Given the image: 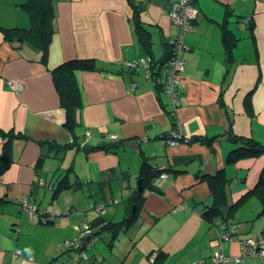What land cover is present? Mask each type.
<instances>
[{
	"label": "crops",
	"instance_id": "0c3cea01",
	"mask_svg": "<svg viewBox=\"0 0 264 264\" xmlns=\"http://www.w3.org/2000/svg\"><path fill=\"white\" fill-rule=\"evenodd\" d=\"M23 1L0 0L1 26L30 24ZM175 1L56 0L55 33L45 62L28 44L13 47L0 30V131L24 135L11 139V162L0 175V195L9 202L0 205V264H140V259L142 264H194L211 256L218 243L227 256L239 255L242 239L247 237L264 249V214L254 218L259 201L250 198L229 218L235 231L226 243L221 244L218 236L215 242L204 236L194 240L192 235L200 234L199 227L192 229L189 239L179 242L146 238L148 229L166 231L170 226L192 225L198 219L194 212L212 202L207 181L197 174L229 167L226 155L234 145L229 130L264 142V0L193 1L195 29L184 36L178 53L184 62V87L176 113L169 114L174 105L160 81L147 77L144 65L134 68L131 64L149 59L156 72L157 62L166 57L168 38L179 32L169 14ZM135 11L151 32L149 53L135 33ZM225 30L233 40L228 53ZM74 56L93 58L101 68L75 73L82 104L75 110L72 131L66 126V111L51 70ZM9 79L23 82V91L9 89ZM251 88L253 110L249 112L245 96ZM176 124L183 138L179 144H167L161 134ZM110 135L117 139L108 138ZM6 138L0 132V155ZM120 139H126L125 143L113 151L103 147ZM130 140L138 145L127 146ZM40 155L45 157L33 193ZM145 158L165 169L161 174L166 176H155L153 188L147 183L141 191L145 198L137 205L129 198L136 195L137 180L141 178L143 183L140 166ZM255 160L262 166L264 156L231 166L235 175L249 169L245 181L226 184L227 202H234L253 186L260 170ZM49 193L50 203L64 195L59 205L66 204L60 208L66 213L55 216L63 218L64 224L37 221L38 207L51 208L42 205ZM112 205L123 217L130 207L134 206L133 212L138 210L127 229L113 239L108 231L95 237L79 236L83 222L91 225L94 217H107ZM58 208L52 207L53 211ZM171 216H176V225L161 222ZM107 218L117 219L114 215ZM200 220L212 232L215 224L203 216ZM72 222L75 229L67 230ZM93 229L96 234L97 228ZM75 238L79 239L77 245L62 248L66 240ZM139 239L141 243L135 245L133 241ZM115 248L117 256L106 254ZM222 264H264V257L248 255L242 262Z\"/></svg>",
	"mask_w": 264,
	"mask_h": 264
},
{
	"label": "trees",
	"instance_id": "16d2710c",
	"mask_svg": "<svg viewBox=\"0 0 264 264\" xmlns=\"http://www.w3.org/2000/svg\"><path fill=\"white\" fill-rule=\"evenodd\" d=\"M55 1L56 0H24L21 3V6L29 12L31 19L30 24L28 26L11 27H5L0 25V30L4 38L7 39L15 48L21 47L24 44H28L31 47L37 49L41 53V61L45 62L47 59V54L52 42L53 35L55 33ZM134 17V29L137 38L144 45V47L149 53L151 52V46L153 44V40L151 39V32L149 28L145 25V22L139 18L138 11H135ZM169 40L170 38H168L167 44L165 45L166 49L164 48L166 57L170 53H172L173 49ZM223 41L225 46V52L228 53L231 49V45L233 44V40H231L229 33L226 30L223 33ZM133 66L135 68L136 65ZM100 68L101 66L95 64L93 58L74 56L68 58L67 60H64L51 70L55 87L59 93L60 103L66 111V126L72 131L74 130L75 124V110L79 108V106H81L82 104V97L79 86L77 84L75 73L78 69L98 70ZM159 81L162 85L163 79L161 80L160 78ZM253 90L254 88H251L245 96V103L249 112L253 110L251 98ZM170 113L172 112L170 111L169 114ZM0 132L7 136L6 140L4 141L2 154L0 155L1 175L9 167L11 162V139L13 137H23L24 135L19 132L12 134H6L5 131ZM168 132L161 134L163 140L167 139ZM227 135L229 139L234 143L233 147L228 151L226 155V163L227 165L230 164L229 167H226L225 169H220L215 173L202 172L200 174L198 173L197 175L199 178L201 177L203 180L207 181L212 195V202L205 209L203 215L210 223L218 225L220 230L223 229L226 232H230L231 238H233L232 236L235 230L231 228V222H229L228 220H230L229 218H232L234 216L237 207L242 204L246 199H248V197L255 196L259 201V208L257 209L254 218L264 214V162L263 164L261 162L262 166H260L259 161H257V163H254L256 162V160L253 161L254 164H258L260 166L257 178L255 179L253 186H251V188L245 191V193L242 194L241 197H239L232 203L227 202L225 186L226 184H229L236 179L242 182L245 181L246 177L248 176L249 168H244L239 175H235L233 172H231L230 168L231 166L237 164L243 159H254L263 157L264 142L256 141L251 137L237 135L231 130H229V133ZM205 139L209 141L213 138L206 137ZM125 141L126 139L115 140L109 143H104L103 147L113 151L117 146L125 143ZM44 157L45 155H40L35 165L36 176L33 179L32 184L33 193H35L38 189V185L40 182V172L43 165ZM165 171L166 170L163 168L153 166L146 158L142 159L140 166V175L141 177H143L142 187L145 188V185H147L148 183V186L150 188H153L154 177ZM61 180L63 181L64 177L61 178L59 181ZM68 183H70V181H68ZM75 183L76 182H74L73 185ZM135 193L136 195L129 199H133L136 202L138 199H140L139 196H141V193H139V190L137 188L135 189ZM142 197H145L143 196V193ZM7 200L8 199L4 195H0V205L4 202H7ZM225 206H228V208H226V212H223L222 210ZM52 207L53 206H51V208H49L48 206H46L45 208L38 207L36 212V215L38 217L37 221L44 225L64 224L62 222L63 218L61 219L55 216L63 215L64 213H66V210H60L58 208V211H53ZM137 211L138 210H136V212H133L132 208L130 207V211L127 212L121 220L116 221L111 218L98 215L94 217L90 222V224L92 223L93 226L92 224L90 225L91 231L89 235L95 237L103 231H108L111 234L112 239L116 238L121 231L127 229V227H129L131 223L135 220ZM1 212L2 209L0 208V213ZM93 228H97L95 231L96 234H94ZM248 239L251 238H243L242 241H246ZM256 248L259 249V246L256 245Z\"/></svg>",
	"mask_w": 264,
	"mask_h": 264
},
{
	"label": "built area",
	"instance_id": "2783aa9c",
	"mask_svg": "<svg viewBox=\"0 0 264 264\" xmlns=\"http://www.w3.org/2000/svg\"><path fill=\"white\" fill-rule=\"evenodd\" d=\"M194 0H178L173 2L171 10L169 12L171 19L176 26L179 28L178 34L172 39L169 40L170 44H172V53H170L167 57L161 59V62H157V65L162 66L165 70L163 73V91L168 97L169 101L173 103L174 107L172 108V114L176 113V106L179 105L180 93L184 87L183 82V70H184V62L179 58L178 53L182 49L184 42V36L195 29V21L197 17V10L195 4H193ZM151 60L142 59L138 62H134L131 65H144L146 68V76L147 77H155V80L159 82L160 74L156 75L155 70L151 66ZM162 74V73H161ZM7 86L14 92L20 93L24 89L23 82L15 79L7 80ZM89 134V133H88ZM168 137L164 141L170 145L179 144L180 139H182V133L180 127L176 124L174 128L169 130ZM108 138L117 139L116 135H110ZM166 176V173L161 174V177ZM91 227L87 222H83V226L81 227V231L79 236H86L90 234ZM228 236H224L225 239H231L230 232H226ZM221 235H223L221 233ZM221 242V240H219ZM79 243V239L75 238L73 240H66L65 247H73ZM256 247L247 246L243 248L241 253L233 258V256H228L224 253L222 246L219 247V243L217 245V249L215 252L209 256L208 258H202L194 262V264H222L225 261H234V262H242L246 257L245 253L248 252L249 255H264V249H255ZM17 253H20V249L16 250ZM248 256V255H247ZM229 257H232L231 259ZM33 258V257H32ZM31 258V259H32ZM60 264V261L56 262Z\"/></svg>",
	"mask_w": 264,
	"mask_h": 264
},
{
	"label": "rangeland",
	"instance_id": "374dc122",
	"mask_svg": "<svg viewBox=\"0 0 264 264\" xmlns=\"http://www.w3.org/2000/svg\"><path fill=\"white\" fill-rule=\"evenodd\" d=\"M241 3H243V0H241ZM171 46H172V44H171ZM162 69H163V67L162 66H157V69H156V75H158V74H160V77H162V74H161V72H162ZM17 93V92H16ZM168 98V97H167ZM181 140L182 139H180V141L179 142H181ZM138 163H139V161L137 162V164H136V168L138 167ZM135 169L134 170H132V172L135 174ZM161 174V173H160ZM133 177V176H132ZM134 184H136V182L134 181ZM253 184H254V182H253ZM55 194H57V192L55 191V193H54V197H56V195ZM44 198V203L42 204V205H51V206H58L59 207V209L60 208H63V207H65L66 206V204H64L63 206H60L59 205V202L60 201H63V199H64V195H62L60 198H57V200H56V203H50V201L52 200V193H49L48 195H46L45 197H43ZM42 198V199H43ZM248 198H250V200H253L254 202L256 201V200H258L255 196H250V197H248ZM254 202H253V204H254ZM6 204H8L9 202H5ZM4 203V204H5ZM252 204V205H253ZM207 207H205V208H200V212L199 211H195L194 213H195V215H197V217H198V219H197V221L195 222V223H193L192 225L191 224H189V222H188V225H185V226H183V228H177L176 229V227L175 226H173V227H168L167 229L169 230V233L168 232H166V231H168V230H155V229H148L147 231H149V234H147V237L146 238H148V237H150V238H152V239H156V240H165V239H173V241H176V242H179V241H183V240H185V239H189V237H188V234H192V232H193V230L192 229H196V227H199L198 229H199V233L201 234H196V235H192L193 236V239L195 240H197V239H200L202 236H204L203 238H205V239H210V238H213L212 239V241L213 242H215V239H216V237L218 236V238H219V240H221V244H222V241L224 242V241H227V240H229V239H227V240H224L225 239V237L226 236H228V234L226 233V231L225 230H223V232H222V230H220L219 229V226L218 225H215V226H213V228H211L212 230V232H209V231H207L208 229H209V227L206 225V224H204V223H202V221L200 220V218L203 216V217H205L203 214H204V211H205V209H206ZM130 211V208L128 209V211L127 212H129ZM135 211H136V209H135ZM138 212V211H137ZM247 212V211H246ZM246 212H244V213H246ZM105 215L107 216V217H111V215H114L115 217H117V219L116 220H120V219H122V217H123V213H115V209H114V207H113V205L111 206V209L109 210V211H107L106 213H105ZM176 217V216H175ZM174 216H171V219L170 218H168V217H164V218H162V220H161V222H170V223H174V225H176V220L174 219L175 218ZM74 222H72L71 224H68V225H66L67 226V230H71V231H73L74 229H75V226H74ZM223 226V225H222ZM222 226H220V227H222ZM178 227V226H177ZM181 227V226H180ZM187 228V229H186ZM224 228V227H223ZM192 230V231H191ZM206 232L208 233V234H206ZM221 233L223 234V235H221ZM150 234H152V235H150ZM206 235V236H205ZM225 236V237H224ZM137 238V237H136ZM138 238H140L139 236H138ZM137 238V239H138ZM144 239V238H143ZM218 240V241H219ZM140 241V239L139 240H135V241H133L134 243H136L135 245H137V244H140L141 242H139ZM209 242V241H208ZM162 243V242H161ZM224 243H226V242H224ZM245 245H247V246H253V247H256V243H255V241L251 238V239H248V240H246V241H243L242 242V246H241V251L243 250V248L245 247ZM62 248H64V245H62ZM223 248V247H222ZM224 251V250H223ZM157 252H159V251H157ZM113 253V255L115 254V256H117V249L115 248V249H113V250H111V251H108V253H106V254H112ZM225 253V252H224ZM241 253V252H240ZM105 254V255H106ZM235 256H237V255H234L233 256V258L235 257ZM228 257V256H227ZM262 257H264V255L262 256ZM101 258V257H100ZM230 259L232 258V257H229ZM117 261L118 260H116V258H115V260H114V263H117ZM140 261H141V263L140 264H142V262H143V260L142 259H140ZM127 264V263H126ZM136 264H137V262H136Z\"/></svg>",
	"mask_w": 264,
	"mask_h": 264
},
{
	"label": "water",
	"instance_id": "95a60500",
	"mask_svg": "<svg viewBox=\"0 0 264 264\" xmlns=\"http://www.w3.org/2000/svg\"><path fill=\"white\" fill-rule=\"evenodd\" d=\"M194 140V139H193ZM78 145H80V144H78ZM126 145L127 146H130V147H136L137 145H138V142L137 141H135V140H130L129 142H126ZM81 146V145H80ZM136 187H137V189L139 190V191H142V179L141 178H139L138 180H137V184H136ZM133 211H134V206H133Z\"/></svg>",
	"mask_w": 264,
	"mask_h": 264
},
{
	"label": "flooded vegetation",
	"instance_id": "af4514ba",
	"mask_svg": "<svg viewBox=\"0 0 264 264\" xmlns=\"http://www.w3.org/2000/svg\"><path fill=\"white\" fill-rule=\"evenodd\" d=\"M181 133H182V132H181ZM182 137H183V134H182ZM139 193H141V196H139V197H140V199H138L139 201L137 200V202H138L137 205H139L140 202L143 201V199L145 198V197H142V192H141V191H139ZM143 196H144V195H143ZM132 211H133V207H132Z\"/></svg>",
	"mask_w": 264,
	"mask_h": 264
},
{
	"label": "bare ground",
	"instance_id": "6f19581e",
	"mask_svg": "<svg viewBox=\"0 0 264 264\" xmlns=\"http://www.w3.org/2000/svg\"><path fill=\"white\" fill-rule=\"evenodd\" d=\"M162 87H163V86H162ZM255 249H257V248H255ZM245 255L247 256V255H249V253H248V252H246V253H245Z\"/></svg>",
	"mask_w": 264,
	"mask_h": 264
}]
</instances>
